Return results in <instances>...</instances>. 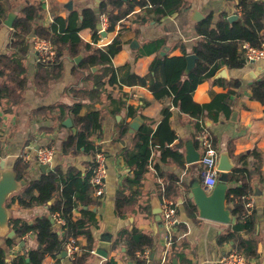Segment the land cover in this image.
<instances>
[{
  "label": "crops",
  "instance_id": "0c3cea01",
  "mask_svg": "<svg viewBox=\"0 0 264 264\" xmlns=\"http://www.w3.org/2000/svg\"><path fill=\"white\" fill-rule=\"evenodd\" d=\"M70 1H72V9L67 6ZM183 1L178 12L159 20L155 19L154 13H149L146 21H141L140 18L151 7L137 9L114 31H106L102 34V38L97 43L98 47H106L119 35L122 44L113 57L114 66L118 67L129 62L137 74L146 75L155 58L181 55L184 50L187 54L195 53L194 47L202 39L197 26L207 17L212 16L213 26H216L222 16L228 18L232 14H237L238 20H240L237 1ZM2 3L5 12L0 16V56L14 52V48L11 46L13 26H8L6 21L10 14H14L15 22L16 18L22 15L25 6L29 4L37 6L38 17H36L35 25H49L55 14L67 17L73 10L81 12L87 7L95 9L97 7V0H4ZM98 28L100 30V20ZM80 35L85 43L96 44L93 40L92 29L84 28ZM33 41L34 37L31 40L29 52L23 59L28 84L23 92L22 101L14 104L9 112L5 110V107L12 102L3 99L0 104L3 159H6L9 164H14L19 157H23L29 163V175L22 178L27 182L29 179L38 178L42 172L56 166H61L64 170L77 167L86 174L93 168H86L87 162L91 159L89 155L82 150L76 151L75 149L68 153L62 152V142L75 132L64 124L65 119L71 116H67L62 121L57 109L53 110V106L61 103L73 104L77 96L71 92L72 88L92 89L94 82L88 75L90 71L101 70L102 66L94 65L89 69L78 68L77 64L89 54V51L83 48L79 54L82 59L78 63L75 61L77 56L65 55L64 68L59 77L54 78L47 89H38L34 79L38 72L39 60L38 51ZM134 41L137 43L134 44ZM222 67L227 69L226 76L217 75ZM220 68L212 77L199 83L193 92L164 99H157L146 86L121 84L107 85L106 90L102 91L98 97L99 100L95 103L91 98L84 97L83 103L91 104L103 111L102 134L96 138V142L101 145L107 156L105 193L102 197H98L92 188L93 195L100 202L98 206L92 207V209L97 208L99 223L98 226L92 228L95 252H92L87 264H103L111 256L115 257L120 264H133L127 258L124 245L114 247L119 231L122 229L131 230L133 227L151 233L158 241L157 249L154 251L156 257L160 259L163 257L166 249L165 231H161L157 218L162 209L163 196H165L163 187L167 183H173L172 175L179 177V181L175 182L176 191H172L174 194L171 197L177 202L179 223L175 227V232L178 239L176 247L168 255L165 264H189V262L190 264H221L220 259L233 251L234 240L229 239L220 243L219 236L221 233L231 230L235 222L224 223L201 217L198 209L192 214L188 205L189 200L194 203L193 199L188 196L190 185L197 180H200L203 185L204 183L201 178L200 163L189 164L186 162V143L192 140L196 148L202 152L198 140L201 129H206L216 141L215 145L219 153L218 165L221 155L226 153L228 163L232 162L233 167L246 168L251 174L249 181L252 193L247 197L252 203L255 226L253 231H241L238 235L257 240L259 259L261 264H264V104L252 96V84L256 80L264 78V58L247 62L241 68L227 66ZM3 78L0 76V81ZM234 80H239L240 86L234 87L231 84ZM124 93L128 94L127 98ZM219 95L230 97V113L221 112L217 120L208 117L200 121L203 127L199 130L197 118L191 116L193 108L196 105L209 103ZM111 97L126 100V104L121 109H117L113 103L110 105ZM146 102L148 104H145ZM143 103L145 106L136 116L129 115V105L137 107ZM165 107L170 113L169 124L159 129L160 142L165 145L164 151L171 148L182 152L184 163L177 162L169 153L165 155L163 149L153 150L149 159L145 156L141 159L143 172L135 174L123 157L124 148L133 145L135 133H130L128 128V132L123 135V123H130L135 117L141 116L143 121L140 127L148 123L155 129L164 118L163 109ZM74 126L77 128L75 123ZM172 136H174L173 139ZM52 146L56 150L54 160L46 170H43L38 161L37 151L39 148ZM242 155H245L243 159H241ZM132 175H137L141 179V183L126 189V193L129 195L134 190L137 193L134 196V202L127 207V214L119 215L116 210L117 193L125 185V179ZM228 183V186H235L241 182L232 180ZM173 185L175 186V184ZM212 189L209 188L208 191L211 192ZM8 208L11 217H21L29 221L47 212L46 206L23 209L20 208L18 202H11ZM160 214L163 220L162 212ZM75 215H79V212L75 211ZM231 216H235L233 212ZM9 229H0V246L6 249L7 260H11L21 251V249L18 251L15 248L16 245L8 246L7 233ZM232 233L235 235L234 232ZM104 234L112 236L107 257L96 253ZM76 239L80 246H85L88 243L85 235L79 234ZM25 246L36 248L38 242L33 235H29L26 237ZM16 250L17 254L15 255ZM53 263L54 257L46 256L42 264ZM63 263L72 264L68 256H63Z\"/></svg>",
  "mask_w": 264,
  "mask_h": 264
},
{
  "label": "trees",
  "instance_id": "16d2710c",
  "mask_svg": "<svg viewBox=\"0 0 264 264\" xmlns=\"http://www.w3.org/2000/svg\"><path fill=\"white\" fill-rule=\"evenodd\" d=\"M3 1L0 0V16L5 12ZM149 1L152 2L153 7L147 9V13L140 18L141 21H146L149 13H154L156 20L172 15L181 9L184 2L183 0H102L98 9L87 7L81 12L73 10L67 17L55 14L49 25H35L36 17H38L37 6L34 4L25 6L22 15H19L13 23L11 46L14 48V52L0 56V76L4 77L0 81V104L3 99L12 102L5 107V110L9 112L14 104L20 103L23 99V92L28 84L23 59L30 49L32 38L29 35L32 30L36 36L50 40L57 50L55 61H38L39 68L34 79L38 89H47L51 81L59 77L64 68L65 55L76 57L83 48L89 51V54L77 64V67L89 69L94 65L102 66L101 70L90 71L88 75L94 82L93 88L84 90L72 88L71 92L77 96L73 104L61 103L53 106V110L57 109L62 121L67 116H71L77 126V131L62 142V152L68 153L72 149L82 150L91 157L86 165V168L89 169L96 164V151L102 150L101 145L96 142V138L102 134L103 111L91 104L83 103L84 97L91 98L95 103L99 100L98 97L102 91L106 90L107 85L117 86V84L146 86L157 99L193 92L199 83L212 77L221 66L243 67L248 62L244 44L260 46L264 40V1L234 0L237 1L239 7L240 20L232 22L222 16L216 26H213L212 16H209L198 23L197 30L202 39L194 47L198 59L195 67L189 73L185 72L187 66L185 50L181 55L155 58L146 75L137 74L129 62L118 67L114 66L113 57L117 54L122 40L117 35L106 47H98L97 43L103 34L98 28L100 16L103 13L108 15L107 31H114L119 22L125 20L137 9L145 8ZM84 28L92 29L95 45L85 43L81 38L80 32ZM231 84L238 87L241 83L239 80H234ZM124 96L127 98L128 94L124 93ZM252 96L264 104V78L256 80L252 84ZM112 103L117 106V109H121L126 104V100L111 97L110 105ZM144 106V103L137 107L129 105V115L136 116ZM230 111V97L219 95L209 103L196 105L191 116L197 118V127L200 130L203 127L200 121L208 117L217 120L221 112L229 114ZM163 113L164 118L155 129L145 123L134 132L133 145L127 146L123 150L125 162L135 171V174L143 172L141 159L143 156L149 159L153 150L163 149L165 155L169 153L177 162L184 163L182 152L171 148L164 151L165 145L160 142L159 129L168 126L170 115L166 107L163 109ZM128 128L129 123H123V135L128 132ZM211 139L216 147V141L212 137ZM2 153V135L0 133V154L2 155ZM244 157L245 155H242L241 159ZM13 166L18 179L29 175V163L23 157H19ZM91 175L92 169L84 174L77 167L64 170L61 166H56L42 172L38 178L29 179L22 189L13 193L7 200V207L11 202H18L20 208L23 209L46 206L47 212L34 217L32 221L21 217L10 218V227L16 235L15 237L7 236L8 246L20 244L29 235L36 238L38 246L27 248L24 245L11 260H7L6 249L0 246V264H42L46 256L54 257L53 264H64L62 253L65 251V244L70 238H77L79 234L85 235L88 243L85 246H80V250L70 260L72 264H87L95 246L92 228L98 226L99 223L98 211L93 210L92 207L100 204L98 198L93 195L90 184ZM250 176L248 169L240 167H233L228 173L229 182L232 180L241 182L238 185L229 186L226 198L227 203L232 206V212L237 217V221L231 230L221 233L219 242L234 240L233 250L236 249L243 253L248 259L247 264H261L257 240L238 235L241 231H253L255 226L253 210L251 213H247L246 203L248 200L245 198L252 193ZM171 181L172 184L167 183L163 187V195L168 197H173L179 177L172 175ZM140 183L141 179L137 175L128 176L125 179V185L117 193L116 210L119 215L127 214V207L134 202V196L137 193L134 190L129 195L126 193V189ZM188 205L194 214L197 207L190 200ZM75 211H78L79 215H75ZM57 212L65 219L64 224H58L55 219L54 222L52 221ZM232 232L235 235H232ZM177 239L174 230L168 255L176 247ZM121 244L126 247L127 258L133 264H151L153 260L150 258V254L156 251L158 241L151 233L133 227L131 230L122 229L119 231L114 247ZM146 251L149 252L148 255L145 254ZM103 264L120 263L111 256Z\"/></svg>",
  "mask_w": 264,
  "mask_h": 264
},
{
  "label": "water",
  "instance_id": "95a60500",
  "mask_svg": "<svg viewBox=\"0 0 264 264\" xmlns=\"http://www.w3.org/2000/svg\"><path fill=\"white\" fill-rule=\"evenodd\" d=\"M102 0H97V7L100 4ZM67 6L72 9V1H70ZM14 14H10L8 16V19L6 23L8 26L12 27L14 22ZM230 21L238 20L237 14H232L228 17ZM106 32V30L103 32V34ZM31 38L35 37V32L32 30V32L29 35ZM137 43V41H134V44ZM164 54V52H163ZM187 58V66L185 69L186 73H189L196 65V61L198 59V56L196 53H189L186 56ZM82 59L81 55H78L75 58V61L78 63ZM218 76H226L227 75V69L225 67H222L217 72ZM143 121V118L141 116H137L133 119L132 122L129 123V132L134 133L136 130L140 128V125ZM64 124L70 128L73 129L74 132L77 131V128L74 126L73 119L71 117H68L65 119ZM227 154L223 153L221 155L220 164L218 165V168L221 172V175H219V181L215 185V187L212 189V191H208L209 189L201 183L200 180H197L196 182L192 183L189 187L190 191L188 193L189 198L193 199L195 206L197 207L200 216L208 219H213L217 221H221L224 223H234L236 222V217L231 216L232 213V207L227 203V190L229 188L228 186V173L233 169V163H228L227 161ZM201 158V151H199L196 146L194 145L192 140H189L186 143V162L187 163H196L199 162ZM41 166L43 170H46L48 165L45 163H41ZM1 171H0V229L8 230L10 228V211L7 207L6 203L9 197L19 191L23 185L27 183L26 179H18L17 172L13 166V164H9L6 159H2L0 163ZM93 210H97V208H93ZM161 211L158 215V221L159 226L161 227V231H165L164 222L161 217ZM54 222V218L52 219ZM107 234V233H106ZM104 234L102 237V243L97 247L96 253L107 257L110 250V245L112 241V236ZM8 237H15L16 233L13 229H9L7 233ZM165 244V242H164ZM25 245V240L20 242V246L23 247ZM67 251H63L62 256H67ZM150 258L153 260L151 264H158L160 261V258L156 257L155 252H151ZM29 261V259H28ZM176 263V260H174Z\"/></svg>",
  "mask_w": 264,
  "mask_h": 264
},
{
  "label": "built area",
  "instance_id": "2783aa9c",
  "mask_svg": "<svg viewBox=\"0 0 264 264\" xmlns=\"http://www.w3.org/2000/svg\"><path fill=\"white\" fill-rule=\"evenodd\" d=\"M146 7H153L152 2H148ZM119 22L117 27H119ZM109 26V19L106 13H103L100 16V32L107 31ZM119 29V28H118ZM34 46L38 51V60L45 62H53L57 56V50L55 45L48 39L34 37ZM244 47L246 49L247 61L263 59L264 58V40L260 46H252L249 43H245ZM198 140L202 147L200 165H201V178L204 185L209 188H214L218 182L220 170L218 168V150L214 146L211 139L210 133L206 129H201V132L198 136ZM56 154L55 147H42L37 151V157L40 163H45L48 166L52 164ZM96 164L92 168V175L90 177L91 187L94 189L95 195L102 197L106 190V177H107V156L105 151L98 150L96 151ZM3 159V156L0 154V163ZM248 200V197H245ZM251 202L248 200L246 207L248 208L247 213L252 212ZM162 216L165 226L164 239L166 243V249L163 257L160 259L158 264H165L168 258V251L172 245L173 234L176 225L179 223L177 202L175 199L163 196L162 201ZM54 219L58 224H64L65 219L57 212L54 215ZM19 251V244L15 246ZM17 250L14 254H17ZM80 250V245L76 238H70L65 244V251H67V256L69 258H74L75 253ZM91 252H95V249H92ZM140 254V252H138ZM146 255L149 254L148 251L145 252ZM247 257L239 252L238 250H233L230 253L226 254L220 259L221 264H247Z\"/></svg>",
  "mask_w": 264,
  "mask_h": 264
},
{
  "label": "rangeland",
  "instance_id": "374dc122",
  "mask_svg": "<svg viewBox=\"0 0 264 264\" xmlns=\"http://www.w3.org/2000/svg\"><path fill=\"white\" fill-rule=\"evenodd\" d=\"M39 161V160H38Z\"/></svg>",
  "mask_w": 264,
  "mask_h": 264
}]
</instances>
